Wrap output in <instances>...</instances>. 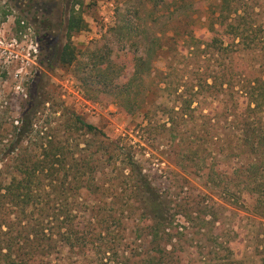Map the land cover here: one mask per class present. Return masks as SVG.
Returning <instances> with one entry per match:
<instances>
[{
	"label": "trees",
	"instance_id": "16d2710c",
	"mask_svg": "<svg viewBox=\"0 0 264 264\" xmlns=\"http://www.w3.org/2000/svg\"><path fill=\"white\" fill-rule=\"evenodd\" d=\"M90 1L71 2L56 66L86 99L111 97L175 169L133 139L110 138L55 84L31 85L21 111L0 119V264H181L203 233L220 248L204 264H264V0H218L202 34L175 9L130 72L117 71L112 49L74 43L90 29ZM169 1L150 0L157 13ZM1 3L0 24L12 15ZM28 28L17 17L13 39ZM223 204L258 220L250 255L219 245Z\"/></svg>",
	"mask_w": 264,
	"mask_h": 264
},
{
	"label": "rangeland",
	"instance_id": "374dc122",
	"mask_svg": "<svg viewBox=\"0 0 264 264\" xmlns=\"http://www.w3.org/2000/svg\"><path fill=\"white\" fill-rule=\"evenodd\" d=\"M72 1L2 0L1 5H8L12 15L5 23L0 24V119L7 118L4 111L10 106L16 110L15 112L21 111L22 104L28 100L27 93L31 85L53 83L68 105L74 106L89 123L101 128L110 138L133 139L146 150L148 153L146 158L153 155L155 162H161L162 168L175 169L167 158L166 149L159 145H155L156 149L151 148L147 135L111 97L95 93L92 94L96 97L95 100L86 99L77 87L71 70L56 66L54 59L56 53L66 43L65 27ZM177 1V5L173 4L174 1H169L164 9L162 7V11L157 13L152 8L150 0H92L85 6V18L90 29L77 36L74 43L79 48L81 46H84V49L92 48L100 54L112 49L118 54L117 71L124 69L125 72H130L134 65L135 54L144 49L147 39L152 40L156 34L161 36L171 29L169 20L175 9H180L176 16L191 15L193 17L191 24L196 26L198 34H202L205 24L208 23L211 6L215 8L218 4V0ZM17 17L24 18L29 29L23 39L16 41L12 37L15 35L12 26ZM127 25L130 26L131 33H128L129 30H124ZM46 35L50 37H45ZM32 42L38 47L36 53L31 47ZM49 46H53L51 53L47 51ZM185 56L183 52L180 58L183 60ZM182 60L179 65L184 68L182 64L185 61ZM191 70L194 69H188L190 73ZM5 75L9 78L5 79ZM177 78H174L175 81ZM152 79H149L148 84ZM164 99L172 100L173 94L164 93ZM192 183L198 185L197 181ZM222 213L219 226L224 230V234L220 241L223 243L219 245L224 249L227 246L225 242L232 241L234 242L232 247L241 255H250L258 243V234L262 231L256 223L258 220L224 204ZM235 226L242 228L238 230V235L235 233ZM237 237H239L238 242ZM210 238L209 234L204 233L193 236L187 246L185 261L181 264H204L203 262H207L210 257H216L215 253L211 255L209 253L215 250L218 253L220 248L218 245L213 248ZM244 264H250V261L246 260Z\"/></svg>",
	"mask_w": 264,
	"mask_h": 264
},
{
	"label": "built area",
	"instance_id": "2783aa9c",
	"mask_svg": "<svg viewBox=\"0 0 264 264\" xmlns=\"http://www.w3.org/2000/svg\"><path fill=\"white\" fill-rule=\"evenodd\" d=\"M29 29V28H28ZM26 35V34H25ZM25 35H24V37H25ZM17 41V40H16ZM37 46V45H36ZM36 46H34V43L32 42V48H33V50H34V52L36 53L37 51H38V47H36Z\"/></svg>",
	"mask_w": 264,
	"mask_h": 264
}]
</instances>
